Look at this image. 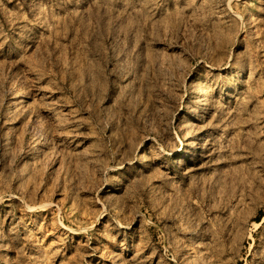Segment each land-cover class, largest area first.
<instances>
[{"label":"rangeland","instance_id":"rangeland-1","mask_svg":"<svg viewBox=\"0 0 264 264\" xmlns=\"http://www.w3.org/2000/svg\"><path fill=\"white\" fill-rule=\"evenodd\" d=\"M0 264H264V0H0Z\"/></svg>","mask_w":264,"mask_h":264},{"label":"bare ground","instance_id":"bare-ground-1","mask_svg":"<svg viewBox=\"0 0 264 264\" xmlns=\"http://www.w3.org/2000/svg\"><path fill=\"white\" fill-rule=\"evenodd\" d=\"M12 130H13V123L12 122H8L6 131H5L4 142H3L4 149H7L12 143V136H13V131Z\"/></svg>","mask_w":264,"mask_h":264}]
</instances>
